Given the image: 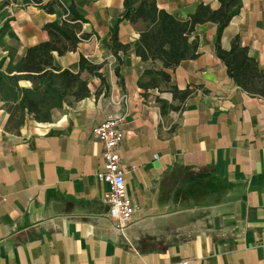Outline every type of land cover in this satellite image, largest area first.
I'll return each instance as SVG.
<instances>
[{
    "label": "crops",
    "instance_id": "1",
    "mask_svg": "<svg viewBox=\"0 0 264 264\" xmlns=\"http://www.w3.org/2000/svg\"><path fill=\"white\" fill-rule=\"evenodd\" d=\"M71 3L87 37L54 51V65L80 73L88 96L69 97L47 121L24 112L12 127L15 102L0 92V264H264V96L230 76L216 52L217 24L197 25V56L165 69L179 91L190 89L181 100L162 82L139 84L163 65L136 54L150 23L126 16L125 0H0V71L20 74L13 67L49 39L46 23L62 22ZM156 3L179 20L200 3L221 6ZM242 6L221 46L237 39L264 69V0ZM114 31L125 50L115 52ZM81 57L91 70L80 68ZM113 113L126 117L121 168L140 208L125 233L108 218L109 185L96 175L105 163L93 128Z\"/></svg>",
    "mask_w": 264,
    "mask_h": 264
},
{
    "label": "trees",
    "instance_id": "2",
    "mask_svg": "<svg viewBox=\"0 0 264 264\" xmlns=\"http://www.w3.org/2000/svg\"><path fill=\"white\" fill-rule=\"evenodd\" d=\"M220 5L213 9L210 5L200 3L196 11L186 20H179L165 9L159 8L156 0H125V15L146 17L149 29L134 43V50L143 61H160L163 68L146 69L139 84L144 88L159 86L162 82L169 85L174 96L186 99L191 91H179L171 82V75L165 70L175 68L182 61L197 56L198 41L191 40V35L197 25L205 22L217 24L215 46L217 55L224 61L230 76L249 94L264 96V69L258 61L249 55L247 47L240 45L235 39L229 49L221 46V36L226 26L236 16L243 0H218ZM54 2L46 5L48 11H53ZM66 18L62 22H48L45 29L49 39L28 48L26 55L14 66L20 74L7 75L0 71V92L4 97H12L13 105L10 123L19 126L23 121L22 114H32L36 120L50 119L51 110L63 105L69 97L82 99L88 96L90 88L88 81L80 73L69 69H59L54 65L53 52L64 54L74 50L86 33H81L86 21L84 15L71 3L64 7ZM128 46L118 42L116 32L113 34V48L125 50ZM80 68L91 70L90 64L81 57ZM12 69V68H10ZM20 79H28L32 87L18 86ZM17 87L18 92L14 89ZM9 99V98H8ZM20 118H18V116Z\"/></svg>",
    "mask_w": 264,
    "mask_h": 264
},
{
    "label": "built area",
    "instance_id": "3",
    "mask_svg": "<svg viewBox=\"0 0 264 264\" xmlns=\"http://www.w3.org/2000/svg\"><path fill=\"white\" fill-rule=\"evenodd\" d=\"M125 114L113 113L93 128L94 136L103 145V168L97 172V179L109 185L104 202L108 208V218L121 233L127 232L134 214L138 211L139 203L133 200L126 191L125 172L121 168L119 151L123 140L121 124L125 121ZM176 264H187L182 261Z\"/></svg>",
    "mask_w": 264,
    "mask_h": 264
}]
</instances>
